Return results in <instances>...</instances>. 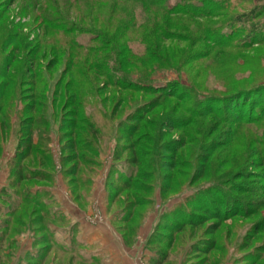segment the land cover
I'll list each match as a JSON object with an SVG mask.
<instances>
[{
    "label": "rangeland",
    "instance_id": "1",
    "mask_svg": "<svg viewBox=\"0 0 264 264\" xmlns=\"http://www.w3.org/2000/svg\"><path fill=\"white\" fill-rule=\"evenodd\" d=\"M178 1L168 0V8ZM193 2L203 7L199 9L202 13L211 4L208 0ZM220 2L226 6L219 16L169 15L167 32L175 34L176 40L164 41L169 47L176 46L178 54L201 50L212 57L180 70L174 65L151 72L141 68L139 73H147V77L135 72L126 75L124 69V76L132 82L154 87L156 92L147 93L120 90L113 86V79L99 76L103 71L112 73L113 64L108 60L115 53L108 43L101 44L103 51L87 57L81 49H70V40L79 48L98 47L93 32L71 20L65 34L41 26V11L60 7L63 12L69 5L65 0H0V71L4 56H11L10 76L23 83L20 89H8L12 97L1 102V106L10 103L13 113L4 116L10 126L0 135V189L8 183V164L19 147L14 108L26 103L22 97L31 96L28 83L43 92L36 103L44 106L36 110L47 124L44 128L41 122L34 128H41L40 147L48 151L53 163L47 164L54 167L48 168L53 173L52 184L51 180L47 186L26 183L32 192H48L43 201L53 202L52 211L58 217L57 224L50 225L56 244L47 247L40 263L31 262L154 264L163 259L164 264H264V0H216L213 5ZM69 8L72 16L83 12L79 7ZM205 24L216 29L212 39L191 45L197 37L204 39L200 32ZM135 38L131 35L129 46L141 53ZM5 42L13 44L4 47ZM28 43L33 45L27 47ZM16 47L18 51L13 52ZM45 48L53 49L55 57L47 54L48 49L42 53ZM70 61L74 66L83 64L77 67L78 73L73 66L68 67ZM66 70L70 73L64 75ZM71 76L75 84L70 91L78 96L72 105L79 104L78 108L59 110L62 102L55 100L54 85L60 82L63 87ZM189 87L196 92L195 110L200 113L197 117L192 114L191 124L178 128L174 123L178 119L185 124L190 107L185 101L163 95L172 90L184 94ZM68 110L78 111L77 118H70ZM138 118L141 121H135ZM72 123L78 129L75 140L79 144L72 149L80 159L77 163L76 157L74 163L85 176V183L75 187L67 183L62 168L63 164H74L63 161L72 151L64 138ZM143 123H148L146 128L134 133L132 128ZM145 131L149 136L139 138L136 157L143 166H138L132 161L133 144ZM38 138L33 135V144ZM86 143H91V150H85ZM64 145L68 147L65 150ZM34 158L41 163L43 156ZM27 160L23 158L22 163L27 164ZM203 163L206 168L199 177L197 169ZM139 172H146L148 180L136 193L144 203L134 208V192L118 186L128 178H137ZM167 174H172V179L166 182ZM214 189L224 191L217 218L204 219L199 228L174 225L191 212L187 201L191 202L196 192ZM7 196L10 205L0 203V232L5 213L17 210L19 201L11 190ZM208 210L215 214L211 207ZM32 229L21 233L10 247L6 242L0 244L4 264H27L28 256L35 257L45 248L47 242L33 244L37 233Z\"/></svg>",
    "mask_w": 264,
    "mask_h": 264
},
{
    "label": "trees",
    "instance_id": "2",
    "mask_svg": "<svg viewBox=\"0 0 264 264\" xmlns=\"http://www.w3.org/2000/svg\"><path fill=\"white\" fill-rule=\"evenodd\" d=\"M37 1L42 2L44 0ZM167 1L168 0H65V4L69 5L67 7L65 6L63 12H61L60 7L52 8V10L44 9L41 11V26H43L44 29H46L47 31L51 30L53 33L65 34L70 30V26L67 24V21L71 20L72 22L79 24V27L88 29V32H93L95 36L94 39L99 41L98 47H90L87 45V47L79 48L76 42L70 40V49H81L87 57L90 54L96 55L97 53H100L101 51H103L102 48H104L101 44L108 43L112 47V53H115L114 55H112L113 57L111 56L108 60V62L113 64L112 73L104 74V72L106 71H103L99 76L105 79H113V86L120 90H129L131 92L144 90V92L152 93L156 92L152 85L143 86L137 80V82H135V80L134 82H132L126 76H124V69L125 74L127 71L126 75L135 72L138 73L137 76L139 77H147V73H144L143 75L141 74L142 72L139 73L141 68L144 70L147 69L149 72H151L161 67L174 65L178 70H180V68L187 66L192 67L193 64L195 65L198 61H204L212 57V55L206 51V48L204 50L206 51L204 52V54L201 50L191 52L192 54L188 52H186V54H178V52H176V46L169 47L164 41L167 40L169 42H172L176 40V37L174 36L175 34H173L172 36L171 32H167V27L171 22L169 20V15H178L181 17L189 18L201 17L207 19L208 16L212 14H214V16H219L220 11H222L226 6L225 2H220L219 4L213 5V2H216V0H208V2L211 4L209 6L204 7L206 12L202 13L199 11V9L203 7H201L199 4L194 3V0H179L170 8H168L167 6ZM69 7H73L75 9L79 7L83 10V12L72 16L71 14H69L68 11L69 9L72 10V8ZM210 25L211 24H205V26L200 32V34L204 35V39L197 37V39L190 42V44H198L201 42H204V44L207 42L209 43L210 39H212L211 33L213 31H216V29H212ZM71 26L74 27L75 24L72 23ZM196 30L199 31V28ZM79 32H83V30ZM131 35H133V37L137 36L135 40L142 47L141 53H136L131 50L129 46V40L131 39ZM126 36H130V39H126ZM220 38L221 40L224 39L221 36ZM6 43L7 42H5L4 47L6 45L10 46V44H13ZM31 45H33V43H28L27 47H30ZM36 45L33 49L37 53L38 47H36ZM17 48L19 47L13 48V52H17ZM171 48H174L175 51H171ZM46 49L48 48H45L42 53ZM54 52L55 51L53 49H48L47 54H52V57H55ZM59 52L60 51H58V53ZM4 57V66H2V69L0 71V120H2L0 122V135H3V132H5L10 126L9 123L7 124L6 118H4V116L8 117L11 115V113H13V110L10 113V103L9 105L7 104L6 106H1V102H3V100L6 98L12 97L8 96V89L12 87H17L18 89H20V87L23 85L22 82L17 83V81H14L13 78L10 76L12 68L11 64L13 63L12 57L8 56L7 54ZM78 64L77 66H74L71 64L70 61L68 63V67L73 66L74 73H78V71H76L77 67L80 68V66H83V64ZM69 73L70 70H66L64 72V75H67ZM121 73L123 75H120ZM113 75L118 76L114 77ZM72 84H75V81L72 80V76L71 79L66 81L63 87L60 85V82L55 83L53 95H55V100H57L58 103L59 101L62 102V105L59 110L67 111V109H70L71 107L78 108L79 104L72 105V103H75L74 101L77 100L78 97L75 91H70ZM27 86L28 89H30L29 91H31V96L22 97L24 99V102L25 99H27L26 103L22 104L19 109H17V107L14 108V110L16 109L15 115L17 116L16 124L18 130L16 131V138H18L17 140L19 143V147L16 149L15 155L13 157L14 159L11 160L10 164H8V183L5 187L0 189V203L2 206L10 205L9 201L7 200L9 199V197L7 196L8 190H11L16 195H18L19 201L16 206L17 210L15 208L11 211L7 210V212L5 213L6 218L3 220V227L0 232V244L6 242L7 246H12L15 243L16 238L21 233L28 230V228L31 230V228L33 227V233H37L38 235H36L35 239L33 240V244L39 246L42 245L43 242H47L45 248L43 247L41 248V250L36 252L35 257L28 256L27 264H34L33 262L40 263L42 259L45 258V252L47 247L56 244L54 239L55 231L50 227V225H56L58 222V217L52 211L53 202L49 204L44 203L43 201L44 197L48 194V192L44 190H36L32 192V186H26L27 184L33 185V187L34 185L47 186V181L50 180L52 184L53 173L49 171L48 168H54L53 164H47L48 162H52L48 151L45 150V148L41 149L40 147V140L42 135L40 133L41 128L38 130L34 128L35 126H37V124L41 122L44 124V128L47 124L46 120L42 116H40L42 115V113L40 114L36 110L42 109L44 106L40 102L36 103L37 100L40 101L39 99L40 96L43 95V92H37V90L33 88L34 84L28 83ZM175 86V88H178L176 84ZM163 98H175L176 101H185L189 105L190 108H188V110L186 111L188 112L187 115H189V117L187 118L185 124H181V122H178V119L174 123V125L179 124L177 126L178 128L191 124L192 119L190 118L197 117L200 113L195 110L197 107L196 100L198 99L193 87L186 88L184 94H176L174 90L170 92H164ZM208 103L207 107L210 108L208 106ZM68 113H70L71 115L70 118L73 119L77 118L78 116V111L76 112L73 110H68ZM208 113L211 114V111L208 110ZM135 121L139 122L141 120L140 118H138ZM147 124L148 123H143L141 126H134L132 130L134 133L142 131L143 128H146ZM77 131L78 129L76 128L75 124L72 123V125H70V131L67 133V136L66 134L64 135V138H66L67 141V146H69V150L72 149V147L75 148L78 147L77 145H79L78 141L75 140ZM34 134H37V136L39 137V141L35 144H33ZM144 135L149 136L148 131H145V134L141 133L138 137V140H136L133 144L136 149L134 150V158H132V161L133 163H137L138 166H143L142 164H140V160H138L139 158H137L136 156L137 147L139 148L140 145L139 138L145 137ZM86 145L87 146L85 150H88L92 147L91 143H86ZM67 146H63L64 150L68 148ZM90 150V154H92V152L94 153V151ZM41 155L43 156V159L40 163L37 162L36 158L34 157L37 156L38 158L39 156L41 157ZM76 157L77 155L72 149L71 153L68 156H65L63 161L67 163H74L75 161L77 163L80 162V159ZM81 157L83 158V156ZM23 158L29 159L27 160V164L22 163ZM75 158L76 160L74 161ZM92 160L93 159H89V161ZM62 168L68 184H72V186L75 187L77 185L85 183V181L82 180L83 177H85L82 175L84 173L80 170L78 164H67L66 166L65 164H63ZM205 168L206 164L203 163L199 165L197 169L199 177H202ZM80 171L81 175H78ZM171 177L172 174H167L165 176L166 182L171 180ZM147 178L148 176L146 172H139V176L137 178H128L123 182L121 186H118L120 188L124 187L134 192V208L144 203L143 198L138 197L136 193L142 191L141 189L142 187H144L143 185H145L146 181L148 180ZM87 179L88 178H86V181ZM198 180L199 178L194 179L193 181L195 183ZM108 185H110V183H108L107 186ZM165 187H167V184L165 185ZM219 191L221 190L214 189L202 190L201 192L198 191L199 193L196 192L192 196V201H187L188 207L191 208V212L187 215L185 214L184 218L181 221L176 222L174 225L177 226V228L184 226H189L191 228H199L204 223V219L217 218L219 216L220 209L222 207V201L224 199L222 195L224 194V191ZM209 207L214 210L215 214H212L210 212L211 210H208ZM18 211L19 214L16 218ZM199 212L201 213L199 214ZM126 224H128V222ZM125 242L129 243L127 238L125 239ZM32 259L33 262H31ZM2 260L3 259L0 256V264L6 263ZM154 264H164V261L163 259H161V261L159 260Z\"/></svg>",
    "mask_w": 264,
    "mask_h": 264
},
{
    "label": "crops",
    "instance_id": "3",
    "mask_svg": "<svg viewBox=\"0 0 264 264\" xmlns=\"http://www.w3.org/2000/svg\"><path fill=\"white\" fill-rule=\"evenodd\" d=\"M7 174V173H6Z\"/></svg>",
    "mask_w": 264,
    "mask_h": 264
}]
</instances>
